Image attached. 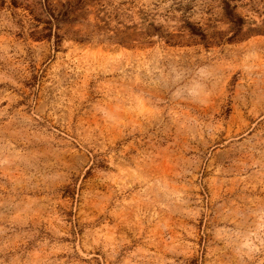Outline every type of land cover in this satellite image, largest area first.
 I'll list each match as a JSON object with an SVG mask.
<instances>
[{
    "label": "rangeland",
    "instance_id": "rangeland-1",
    "mask_svg": "<svg viewBox=\"0 0 264 264\" xmlns=\"http://www.w3.org/2000/svg\"><path fill=\"white\" fill-rule=\"evenodd\" d=\"M38 1L0 0V264H264V0H48L57 51Z\"/></svg>",
    "mask_w": 264,
    "mask_h": 264
},
{
    "label": "trees",
    "instance_id": "trees-1",
    "mask_svg": "<svg viewBox=\"0 0 264 264\" xmlns=\"http://www.w3.org/2000/svg\"><path fill=\"white\" fill-rule=\"evenodd\" d=\"M81 2V0L79 1ZM78 3L72 4L69 3L68 1L66 2V6L61 5L62 7H60V9L57 6L52 5L48 0H40L36 3V5H38V8L35 9V13H33L35 16H33V19L36 21V23H34L32 25V35H36L35 37L37 39H47L48 41H52V45L54 50H58L61 42H62V34H60L58 32L59 30V24L60 23H64L68 20L67 15L73 11H75L76 9H78ZM64 6V7H63ZM225 10L227 12V14L229 15V17L231 18V20L233 21V23H235L236 25L242 24L243 23V19L235 14H233V8L230 7L229 3L227 1H225ZM31 12L33 10H30ZM75 18H72L71 20H68L67 22H75ZM40 23H43L44 26H42L41 28H38V25ZM189 31L192 34H196V35H201V33L199 32V28H196L195 25L191 24L190 22L186 21L185 24ZM55 26V29H57V31L55 30L53 32L52 27ZM150 26L153 28L154 32L158 35L161 36L162 32L160 30V26H155L153 24L150 23ZM79 31H75V34L78 33ZM37 33V34H34ZM96 35V33L91 30L88 34L86 35H79V36H75V40L77 41H91L93 39V37ZM108 39H110V37H108Z\"/></svg>",
    "mask_w": 264,
    "mask_h": 264
}]
</instances>
